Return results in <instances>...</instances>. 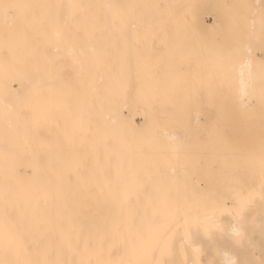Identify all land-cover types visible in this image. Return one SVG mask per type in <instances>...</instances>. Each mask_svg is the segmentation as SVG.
<instances>
[{"label": "snow or ice", "instance_id": "1", "mask_svg": "<svg viewBox=\"0 0 264 264\" xmlns=\"http://www.w3.org/2000/svg\"><path fill=\"white\" fill-rule=\"evenodd\" d=\"M0 264H264V0H0Z\"/></svg>", "mask_w": 264, "mask_h": 264}, {"label": "bare ground", "instance_id": "2", "mask_svg": "<svg viewBox=\"0 0 264 264\" xmlns=\"http://www.w3.org/2000/svg\"><path fill=\"white\" fill-rule=\"evenodd\" d=\"M210 1H213V0H210ZM210 1L209 0H193V2H200V3H203V4H210L211 3ZM30 2H57V0H30ZM64 2H67V0H64ZM73 2H78V3H82V4H93V3H105V2H108V0H73ZM161 2L183 3V2H187V0H161ZM232 2H235V0H232ZM212 3H214V2H212ZM209 17H211V16H209ZM206 21H208V20H206ZM206 21L204 19V23L206 25L205 32L206 33L208 31L211 32V35L208 34V37H212L211 39H209V38H206V39L209 40L208 43L211 44L214 41V39L215 40L217 39V35L218 34L217 33L214 34V32L212 30V22H214V21L212 20L211 23H208ZM212 34H214V36ZM204 37H206V36H204ZM258 55L259 54L256 52L255 53V60H254V62L252 64V67L250 69L246 68V67H243V66H241L239 64L236 65L232 69V73H231L232 74V78H233V81L237 85L239 84V81L241 79V73H243L244 76H247L249 71H251L257 77V82L259 84V79H260V75H261V68H260V65H259V61H260L261 58ZM13 87H17L18 88L19 84L13 85ZM122 115H123L124 119L126 120V122L128 123L129 127L131 128V127L141 123L144 120V109H143V106L137 104V105H133V106H130V107H125L122 110ZM258 130H259V127L257 125V131ZM238 131L240 133H242L243 132V127L238 129Z\"/></svg>", "mask_w": 264, "mask_h": 264}, {"label": "rangeland", "instance_id": "3", "mask_svg": "<svg viewBox=\"0 0 264 264\" xmlns=\"http://www.w3.org/2000/svg\"><path fill=\"white\" fill-rule=\"evenodd\" d=\"M209 1H210V0H209ZM210 2H211L210 4H212V2L215 3V2H217V0H213V1H210ZM228 2H232V0H228ZM206 15H207V14H206ZM206 15H205V16H206ZM209 16H211V17H209ZM207 17H208V18H207ZM204 19H205V21L208 20V21H206V22H208V23H211L212 20H213L212 15H207ZM209 21H210V22H209ZM212 24H213V22H212ZM208 34L211 35V32H209V31H208L207 33L204 32V36H206V37L203 36V39H204L206 42L209 41V40H207L206 38H209V39L212 38V37H208ZM214 34H215V33H214ZM214 34H212V35L214 36ZM216 35H217V34H216ZM216 35H215V36H216ZM215 38H216V37H215ZM214 40H215V39H214ZM210 42H211V41H210ZM257 53L259 54L258 56L261 58V54L259 53V51H257Z\"/></svg>", "mask_w": 264, "mask_h": 264}]
</instances>
